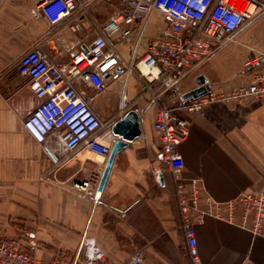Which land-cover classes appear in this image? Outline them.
Returning a JSON list of instances; mask_svg holds the SVG:
<instances>
[{"label": "crops", "instance_id": "obj_1", "mask_svg": "<svg viewBox=\"0 0 264 264\" xmlns=\"http://www.w3.org/2000/svg\"><path fill=\"white\" fill-rule=\"evenodd\" d=\"M84 2L89 9L78 19L68 17L50 25L37 0H0V231L12 234L20 226L36 229L37 256L44 260L64 255L69 264H77L83 237L89 236L114 261L141 251L143 264H192L172 176L161 159L160 139L153 128L155 107H148L135 74L109 82L101 93H94L90 84L84 87L93 96L92 109L101 117L115 115L121 107L140 115V136L115 154L97 200L73 184L99 178L106 159L85 149L66 153L51 135L36 143L21 125L38 99L28 77L17 72V58L35 45L59 63L84 50L117 9L110 0ZM157 16H149L145 35L154 34L163 23ZM137 39L134 34L118 44L130 60L143 49V44H134ZM255 56L258 63L252 67L264 70V11L185 72L180 86L184 92L192 89L201 74L213 91H227L248 80L246 64ZM186 117L188 137L178 147L186 180L198 178L204 192L216 201L262 188L264 105L260 101H214L203 114ZM240 222L239 210L234 222L210 215L194 222L201 264H264V235L252 233L249 220Z\"/></svg>", "mask_w": 264, "mask_h": 264}, {"label": "built area", "instance_id": "obj_2", "mask_svg": "<svg viewBox=\"0 0 264 264\" xmlns=\"http://www.w3.org/2000/svg\"><path fill=\"white\" fill-rule=\"evenodd\" d=\"M122 3L87 43V51L74 52L60 63L50 60L38 45L19 55L16 70L28 77L33 95L38 99L21 119V125L36 143L45 142L51 135L66 153L85 149L106 159L112 146L110 127L126 107L105 120L92 109L93 96L84 87L90 84L94 93H101L109 82L128 73L135 74L140 93L147 95L148 107H155L153 128L160 139L161 159L172 176L186 252L192 264H201L194 222L208 215L234 222L239 210L241 225L249 220L250 231L264 235V184L259 191L242 192L216 201L204 192L198 178L186 180L178 148L189 133L186 115L203 114L205 107L214 101L239 103L255 98L264 105V70L252 67L258 63L257 56L253 57L246 64L248 80L227 91H213L204 77L209 91L187 102L181 99L184 91L179 81L185 72L208 59L264 11V0H122ZM37 6L50 25L68 17L76 20L82 11L89 9L84 0H37ZM152 13L159 14L163 23L154 34L145 35L144 27ZM134 34L138 36L134 44H143V49L130 60V55L121 52L118 44L130 40ZM98 179L92 176L75 182L73 187L92 198ZM38 247L36 229L20 226L12 234L0 231V264H69L64 255L51 260L39 258ZM143 262L141 251L131 253L120 262L114 261L92 237L84 236L82 258L77 264Z\"/></svg>", "mask_w": 264, "mask_h": 264}, {"label": "water", "instance_id": "obj_3", "mask_svg": "<svg viewBox=\"0 0 264 264\" xmlns=\"http://www.w3.org/2000/svg\"><path fill=\"white\" fill-rule=\"evenodd\" d=\"M84 51H87L86 47L84 48ZM208 91L209 86L204 83V77L200 74L196 78V86L185 91L181 95V99L184 102H187L206 94ZM139 119L140 115L135 109H128L112 123L110 127V131L112 134V146L109 154L106 157L103 169L99 176L94 192V200H97L101 195L115 154L126 147L129 142L140 136L141 129ZM158 178V182L162 184L163 177L161 172H158Z\"/></svg>", "mask_w": 264, "mask_h": 264}, {"label": "rangeland", "instance_id": "obj_4", "mask_svg": "<svg viewBox=\"0 0 264 264\" xmlns=\"http://www.w3.org/2000/svg\"><path fill=\"white\" fill-rule=\"evenodd\" d=\"M112 3H114V4H116V7H117V9H120L121 7H122V0H110ZM156 14V13H155ZM156 15H158L157 17L159 18V19H161V17H160V15L159 14H156ZM162 24V23H161ZM161 26V25H160ZM114 115H112V116H107V117H103V119H105V120H107V119H110V118H112Z\"/></svg>", "mask_w": 264, "mask_h": 264}]
</instances>
